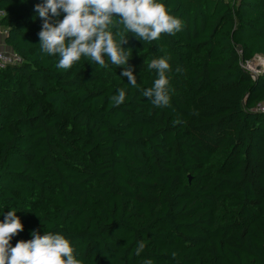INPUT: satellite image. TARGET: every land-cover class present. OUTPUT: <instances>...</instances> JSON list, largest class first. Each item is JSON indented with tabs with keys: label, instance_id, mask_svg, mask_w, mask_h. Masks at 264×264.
<instances>
[{
	"label": "trees",
	"instance_id": "trees-1",
	"mask_svg": "<svg viewBox=\"0 0 264 264\" xmlns=\"http://www.w3.org/2000/svg\"><path fill=\"white\" fill-rule=\"evenodd\" d=\"M43 2L0 0L23 58L0 69V222L15 209L24 225L12 246L38 230L82 264H264V71L242 65L264 55V0H159L183 28L128 34L136 88L107 58L57 67L39 46ZM155 58L170 65L168 107L141 95Z\"/></svg>",
	"mask_w": 264,
	"mask_h": 264
},
{
	"label": "clouds",
	"instance_id": "clouds-1",
	"mask_svg": "<svg viewBox=\"0 0 264 264\" xmlns=\"http://www.w3.org/2000/svg\"><path fill=\"white\" fill-rule=\"evenodd\" d=\"M34 11L43 21L38 32L41 51L49 56L58 55L57 67L68 69L85 56L108 68L107 58L112 65L123 68L121 76L134 88L138 87L137 77L129 65L128 52L122 47L128 43V34L151 42L161 34L174 36L183 28L182 21L159 0H44L35 5ZM148 68L155 70L157 78L151 87L140 90L141 95L156 107L170 106L167 59H152ZM125 99L126 91L119 89L111 102L119 106ZM23 228L15 209L5 214L0 222V264H82L69 240L58 232L41 234L36 230L30 240L12 246L10 241ZM145 247L143 240L138 241L135 254L139 256ZM175 255L172 253L173 258ZM144 264L153 262L149 259Z\"/></svg>",
	"mask_w": 264,
	"mask_h": 264
},
{
	"label": "built area",
	"instance_id": "built-area-1",
	"mask_svg": "<svg viewBox=\"0 0 264 264\" xmlns=\"http://www.w3.org/2000/svg\"><path fill=\"white\" fill-rule=\"evenodd\" d=\"M2 16H4V11L0 10V18ZM250 61L242 62V65L246 68V64H249ZM22 62L23 58L14 51L0 48V69H6L10 65L21 64ZM252 77L255 78L256 75L252 74ZM254 109L259 112H264V102L258 103Z\"/></svg>",
	"mask_w": 264,
	"mask_h": 264
},
{
	"label": "rangeland",
	"instance_id": "rangeland-1",
	"mask_svg": "<svg viewBox=\"0 0 264 264\" xmlns=\"http://www.w3.org/2000/svg\"><path fill=\"white\" fill-rule=\"evenodd\" d=\"M246 68L251 72V74H261L264 71V55L255 56L249 62V64H246ZM179 81L180 82H178V90L180 91L182 97L185 99L190 98L192 95V90L189 82L184 78H181V80Z\"/></svg>",
	"mask_w": 264,
	"mask_h": 264
},
{
	"label": "crops",
	"instance_id": "crops-1",
	"mask_svg": "<svg viewBox=\"0 0 264 264\" xmlns=\"http://www.w3.org/2000/svg\"><path fill=\"white\" fill-rule=\"evenodd\" d=\"M7 30L3 25H0V48L13 51L10 47H8L5 43Z\"/></svg>",
	"mask_w": 264,
	"mask_h": 264
}]
</instances>
